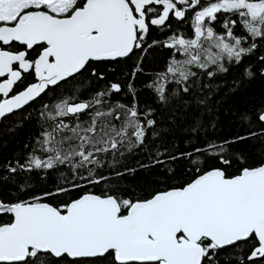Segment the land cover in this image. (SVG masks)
<instances>
[{
  "label": "snow or ice",
  "instance_id": "snow-or-ice-1",
  "mask_svg": "<svg viewBox=\"0 0 264 264\" xmlns=\"http://www.w3.org/2000/svg\"><path fill=\"white\" fill-rule=\"evenodd\" d=\"M256 81L264 0H0V264H264Z\"/></svg>",
  "mask_w": 264,
  "mask_h": 264
},
{
  "label": "trees",
  "instance_id": "trees-1",
  "mask_svg": "<svg viewBox=\"0 0 264 264\" xmlns=\"http://www.w3.org/2000/svg\"><path fill=\"white\" fill-rule=\"evenodd\" d=\"M264 102V81H256L253 83L247 92H245L242 96H236L234 101H230L227 105L223 107L222 114L220 115V133H231L235 132L236 129L233 126V120L230 118L229 113L227 112L228 107L232 108H240L244 109L248 106ZM34 107H39L38 105ZM31 111V109H29ZM35 119V114H34ZM34 130L33 124L26 125L23 129H20L16 134L6 137L9 142V149H16L19 147L20 143L26 139L29 132ZM179 143V141H177ZM181 148L185 147V145L181 144ZM163 187V185H161Z\"/></svg>",
  "mask_w": 264,
  "mask_h": 264
},
{
  "label": "rangeland",
  "instance_id": "rangeland-1",
  "mask_svg": "<svg viewBox=\"0 0 264 264\" xmlns=\"http://www.w3.org/2000/svg\"><path fill=\"white\" fill-rule=\"evenodd\" d=\"M153 69L158 70V69H159V65H151L150 68H149V70L151 71V70H153ZM146 98H147V97H145V99H146Z\"/></svg>",
  "mask_w": 264,
  "mask_h": 264
}]
</instances>
